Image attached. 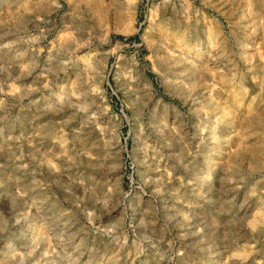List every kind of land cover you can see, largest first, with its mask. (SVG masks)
Wrapping results in <instances>:
<instances>
[{
	"label": "rangeland",
	"instance_id": "1",
	"mask_svg": "<svg viewBox=\"0 0 264 264\" xmlns=\"http://www.w3.org/2000/svg\"><path fill=\"white\" fill-rule=\"evenodd\" d=\"M0 264H264V0H0Z\"/></svg>",
	"mask_w": 264,
	"mask_h": 264
},
{
	"label": "bare ground",
	"instance_id": "2",
	"mask_svg": "<svg viewBox=\"0 0 264 264\" xmlns=\"http://www.w3.org/2000/svg\"><path fill=\"white\" fill-rule=\"evenodd\" d=\"M160 56H161V55H160ZM163 56H164V55H163ZM176 56H177V55H176ZM168 58H171V57L169 56ZM173 58H175V56H174ZM173 58H171V59H173ZM171 59H168V60H171ZM166 60H167V59H166ZM172 61H173V60H172ZM164 62H165V61H164ZM168 62H169V61H168ZM185 63H186V62H185ZM181 64H182V63H181ZM168 65H169V64H168ZM176 65L179 66V65H180V62L177 61V62L175 63V66H176ZM179 67H180V66H179ZM170 68H171V67H170ZM173 68H175V67H173ZM197 90H198V89H197Z\"/></svg>",
	"mask_w": 264,
	"mask_h": 264
}]
</instances>
